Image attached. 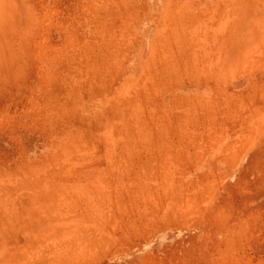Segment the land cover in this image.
<instances>
[{"label": "rangeland", "instance_id": "374dc122", "mask_svg": "<svg viewBox=\"0 0 264 264\" xmlns=\"http://www.w3.org/2000/svg\"><path fill=\"white\" fill-rule=\"evenodd\" d=\"M0 264H264V0H0Z\"/></svg>", "mask_w": 264, "mask_h": 264}, {"label": "bare ground", "instance_id": "6f19581e", "mask_svg": "<svg viewBox=\"0 0 264 264\" xmlns=\"http://www.w3.org/2000/svg\"><path fill=\"white\" fill-rule=\"evenodd\" d=\"M234 2V1H233ZM190 15V14H189ZM245 43V42H244ZM240 50V49H239ZM239 58H240V56H239ZM174 65V64H173ZM218 73V72H217ZM204 123H205V121H204Z\"/></svg>", "mask_w": 264, "mask_h": 264}]
</instances>
